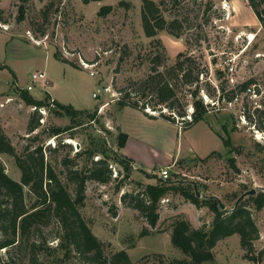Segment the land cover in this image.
<instances>
[{
	"label": "rangeland",
	"instance_id": "374dc122",
	"mask_svg": "<svg viewBox=\"0 0 264 264\" xmlns=\"http://www.w3.org/2000/svg\"><path fill=\"white\" fill-rule=\"evenodd\" d=\"M177 2L174 6L166 1L164 18L181 21L179 38L165 31L147 38L141 28L140 0H104L86 5L80 0H0L4 12L0 65L6 67L0 70L2 129L18 154L26 146L42 145L45 160L64 184L61 160H73L91 140L105 142L111 180L106 184L86 182L80 212L102 242L105 255L124 250L133 264H170L174 259H188L171 245L170 224L181 217L195 228H209L213 214L207 206L196 208L178 192L167 191L156 203L159 220L151 228L142 215L121 202L123 194L158 185L198 192L200 201L216 199L228 210L245 192L264 193V144L254 138L256 130L264 131L263 29L247 0ZM19 6L23 7L22 20H18ZM102 6H112V12L98 16ZM182 52L194 57L199 69L204 68L198 83L200 96L205 104H215L203 121L188 128L179 118L169 123L158 117L159 112L146 109L144 113L117 104L124 89L149 74L154 56H163L159 70H165ZM54 54L67 63L57 61ZM35 71L44 72L46 79L28 92L33 99L41 100L49 93L53 97L49 95L50 99L94 113L95 119L80 117L77 127L55 137L50 135L52 128H65L72 122L55 115L51 108L42 121L39 118L38 127L27 134L34 111L20 93ZM248 80H252L249 88L238 92L237 86ZM208 87L215 90L211 97L203 91ZM221 87L224 92L219 91ZM105 88L108 92L104 93ZM193 88H177L178 98L188 104L187 114L191 113L189 92ZM233 89L238 94L227 102ZM162 113L167 114L165 109ZM122 133L127 136L126 153L117 145ZM224 140L229 141L228 146ZM62 144H70L71 149ZM114 156L130 160L128 172L113 160ZM100 158L98 155L93 160ZM0 161L5 173L19 182L20 171L13 159L0 154ZM85 163L78 160L76 168ZM166 167L169 176L161 180L158 172ZM24 192L29 205L33 198L26 187ZM250 206L259 232L254 242L258 251L264 248V207L255 211ZM59 232L53 221L43 229L42 236L55 247ZM0 254L5 260L4 251ZM213 255V262L203 264H254L244 259L237 235L217 242ZM43 260L44 264H87L74 252L65 255L61 250L44 255Z\"/></svg>",
	"mask_w": 264,
	"mask_h": 264
},
{
	"label": "trees",
	"instance_id": "16d2710c",
	"mask_svg": "<svg viewBox=\"0 0 264 264\" xmlns=\"http://www.w3.org/2000/svg\"><path fill=\"white\" fill-rule=\"evenodd\" d=\"M27 2L28 0H20ZM84 5L90 2L104 0H80ZM166 1L174 6L177 0H140V21L143 34L147 38H154L159 32L165 31L169 35L179 38L182 23L178 18L167 21L164 18ZM248 6L260 23L264 32V0H247ZM120 2L119 5H122ZM112 12V6H102L97 12L98 16H105ZM3 10L0 9V22L4 21ZM23 19V7H18V20ZM158 45V43H157ZM160 45V44H159ZM162 55H156L150 60V72L143 79L132 83L122 91V97L117 101L120 107H130L145 113V110L159 112L158 117L166 122L174 123L176 118L181 119L185 127L203 121L210 109H215V104H205L200 96L202 90L198 83L200 76H204L196 59L187 53H179L172 66L159 70L162 65ZM57 61L61 60L58 54H54ZM6 67L0 65V70ZM252 80L245 81L237 86L238 92H244L249 88ZM178 86H194L189 92L191 97V113L187 114V103L181 102L177 96ZM203 89L208 97L214 95L215 90ZM224 92V87L219 88ZM41 100L33 99L27 91L20 93V98L31 107H47L49 95L45 93ZM238 93L230 91L227 102H232ZM55 108L51 110L57 116L70 118L72 124L65 128H52L50 135L58 137L68 133L79 125L80 117L95 119L94 113L80 111L71 105L54 101ZM165 109L167 114L162 113ZM189 116V118H185ZM41 115L38 111L29 119L27 134H31L38 127ZM150 118L155 116L150 115ZM250 121V120H249ZM186 129V128H185ZM69 139L73 136L69 135ZM127 140L126 134L118 137V148L122 149ZM61 141L58 142V148ZM71 149L70 144H62ZM228 146L229 141L224 140ZM54 150V149H53ZM55 151V150H54ZM105 142L94 140L86 150L75 153L73 160L66 157L60 162L66 179L64 184L58 173L45 160L42 145L26 146L21 154L16 153L10 139L0 125V154L11 157L20 171V181H13L6 173L0 161V253L4 251L5 260L0 254V264H44L43 256L52 255L58 250L65 255L74 252L78 258L87 264H133L124 250L105 255L103 244L92 233L90 227L81 215L80 209L84 206L85 184L95 181L106 184L111 180L106 157ZM101 155L100 159L93 157ZM80 159L86 161L80 169L76 168ZM86 159V160H85ZM113 160L121 165L126 172L129 171V159ZM70 185L72 190L70 191ZM24 187L33 198L29 205L25 202ZM167 191L178 192L186 201L196 208L207 206L213 214L209 228L205 226L195 228L191 223L181 217L174 218L170 224V243L188 259H174L170 264H203L213 262V248L220 240L237 235L240 248L244 252V259L254 264H260L264 260V248L256 251L254 242L259 239L258 228L252 219L251 206L255 211L264 207V193L248 196L246 199H238L231 209H220L216 199L200 201L195 193L184 189L165 188L162 186L147 185L144 190L137 193H125L121 196V202L136 210L142 215L148 225L154 228L159 216L156 213V203ZM56 222L60 232L57 245L52 247L42 236L43 229L52 222ZM17 257V258H15ZM163 264H166L163 262Z\"/></svg>",
	"mask_w": 264,
	"mask_h": 264
},
{
	"label": "built area",
	"instance_id": "2783aa9c",
	"mask_svg": "<svg viewBox=\"0 0 264 264\" xmlns=\"http://www.w3.org/2000/svg\"><path fill=\"white\" fill-rule=\"evenodd\" d=\"M4 29V28H3ZM90 75L92 76V73H90ZM45 73L42 71H35L30 75V84L26 86L25 91L30 92L31 90H33L35 88V86L37 84H43V82H45ZM104 93L108 92V88L103 89ZM97 94H94V97H96ZM51 108H55L54 106V100L49 99L48 100V106L47 107H32V111H38V113L41 115L40 120L42 121L43 119V114H46L47 110H51ZM254 138L256 141H258L259 143L264 144V131H255L254 133ZM159 177L161 180H165L168 176H169V171H168V167L166 168H161L159 170Z\"/></svg>",
	"mask_w": 264,
	"mask_h": 264
},
{
	"label": "water",
	"instance_id": "95a60500",
	"mask_svg": "<svg viewBox=\"0 0 264 264\" xmlns=\"http://www.w3.org/2000/svg\"><path fill=\"white\" fill-rule=\"evenodd\" d=\"M256 191L255 190H250L248 192H245L239 199H242L244 197H248V196H251V195H255ZM195 196L198 198L200 195L198 192H196ZM219 204V208L222 210L224 209V205L222 203H218Z\"/></svg>",
	"mask_w": 264,
	"mask_h": 264
},
{
	"label": "crops",
	"instance_id": "0c3cea01",
	"mask_svg": "<svg viewBox=\"0 0 264 264\" xmlns=\"http://www.w3.org/2000/svg\"><path fill=\"white\" fill-rule=\"evenodd\" d=\"M48 95H50V96L52 97L51 94L48 93ZM52 98H53V97H52ZM59 103H61V102H59ZM61 104H62V103H61ZM126 144H127V143H126ZM125 147H126V145H125L124 148H123V149H124V153H126V148H125ZM133 160H134V159H133ZM169 162H170V161H168V163H169Z\"/></svg>",
	"mask_w": 264,
	"mask_h": 264
},
{
	"label": "bare ground",
	"instance_id": "6f19581e",
	"mask_svg": "<svg viewBox=\"0 0 264 264\" xmlns=\"http://www.w3.org/2000/svg\"><path fill=\"white\" fill-rule=\"evenodd\" d=\"M251 39H252V36H251Z\"/></svg>",
	"mask_w": 264,
	"mask_h": 264
}]
</instances>
